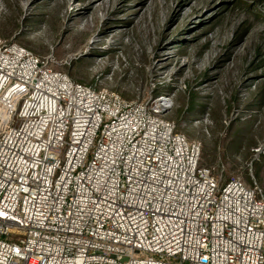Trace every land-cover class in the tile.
<instances>
[{
	"label": "built area",
	"instance_id": "built-area-1",
	"mask_svg": "<svg viewBox=\"0 0 264 264\" xmlns=\"http://www.w3.org/2000/svg\"><path fill=\"white\" fill-rule=\"evenodd\" d=\"M173 105L0 42V264H264L263 189L202 165Z\"/></svg>",
	"mask_w": 264,
	"mask_h": 264
},
{
	"label": "rangeland",
	"instance_id": "rangeland-1",
	"mask_svg": "<svg viewBox=\"0 0 264 264\" xmlns=\"http://www.w3.org/2000/svg\"><path fill=\"white\" fill-rule=\"evenodd\" d=\"M0 42L127 100L171 96L202 165L264 191V0H0Z\"/></svg>",
	"mask_w": 264,
	"mask_h": 264
}]
</instances>
